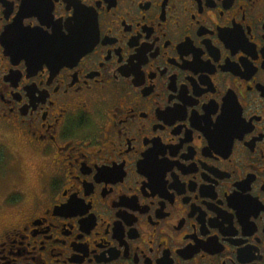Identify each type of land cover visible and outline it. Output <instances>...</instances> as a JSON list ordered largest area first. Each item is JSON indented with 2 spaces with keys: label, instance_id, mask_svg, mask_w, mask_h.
<instances>
[{
  "label": "flooded vegetation",
  "instance_id": "af4514ba",
  "mask_svg": "<svg viewBox=\"0 0 264 264\" xmlns=\"http://www.w3.org/2000/svg\"><path fill=\"white\" fill-rule=\"evenodd\" d=\"M262 13L0 0V119L48 176L1 209L0 264H264ZM15 23L67 52L14 50Z\"/></svg>",
  "mask_w": 264,
  "mask_h": 264
},
{
  "label": "rangeland",
  "instance_id": "374dc122",
  "mask_svg": "<svg viewBox=\"0 0 264 264\" xmlns=\"http://www.w3.org/2000/svg\"><path fill=\"white\" fill-rule=\"evenodd\" d=\"M44 165L33 151L29 154L23 150L15 152L14 149L5 148L4 158L0 160V199L4 200L3 207L7 202H12L13 196L17 197L16 189L25 194L26 201L34 193L38 194L40 189H45L48 176L46 173L39 176Z\"/></svg>",
  "mask_w": 264,
  "mask_h": 264
},
{
  "label": "water",
  "instance_id": "95a60500",
  "mask_svg": "<svg viewBox=\"0 0 264 264\" xmlns=\"http://www.w3.org/2000/svg\"><path fill=\"white\" fill-rule=\"evenodd\" d=\"M21 18L22 13L18 15V17L16 18V22L20 21ZM11 36L12 41L14 42L12 44L14 50L20 49V47H18V42L21 41V38H23L25 41L30 42V45L23 47L24 53L30 56L40 53L41 57L49 55L63 57L64 54L67 52V48L63 49L61 47H57L56 43L59 41V35L57 33L42 37L36 30L19 28L15 23L12 24L3 33L4 38H10Z\"/></svg>",
  "mask_w": 264,
  "mask_h": 264
},
{
  "label": "snow or ice",
  "instance_id": "6c2138e0",
  "mask_svg": "<svg viewBox=\"0 0 264 264\" xmlns=\"http://www.w3.org/2000/svg\"><path fill=\"white\" fill-rule=\"evenodd\" d=\"M262 16H264V13H262ZM5 148L14 149L15 152L23 150L29 154L34 150L31 145L22 139V131L20 129L14 127L11 122L0 119V160L4 158ZM12 199H18V197L13 196ZM3 204L4 200L0 199V209L3 208Z\"/></svg>",
  "mask_w": 264,
  "mask_h": 264
}]
</instances>
